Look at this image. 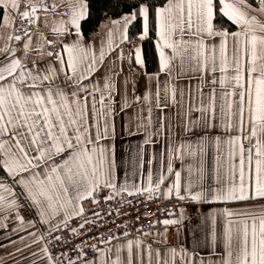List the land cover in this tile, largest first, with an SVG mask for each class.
<instances>
[{
	"label": "snow or ice",
	"instance_id": "obj_1",
	"mask_svg": "<svg viewBox=\"0 0 264 264\" xmlns=\"http://www.w3.org/2000/svg\"><path fill=\"white\" fill-rule=\"evenodd\" d=\"M0 237L13 264H264V0H0Z\"/></svg>",
	"mask_w": 264,
	"mask_h": 264
},
{
	"label": "built area",
	"instance_id": "obj_2",
	"mask_svg": "<svg viewBox=\"0 0 264 264\" xmlns=\"http://www.w3.org/2000/svg\"><path fill=\"white\" fill-rule=\"evenodd\" d=\"M129 199H132L129 197ZM173 201L165 200L159 203V208H157V200H152L150 203L147 202L143 196L139 198V203L135 199L132 200V205L127 209H122V211H129L131 216L134 218L136 216L143 217V213L147 211L149 215L145 218L140 219L139 225H147L151 220H162L167 217V206ZM140 205H144L145 207L141 208L139 212L134 211L135 208L140 207ZM119 223V221H117ZM157 227H163V225H157ZM169 228H173V226H169ZM55 254V253H54Z\"/></svg>",
	"mask_w": 264,
	"mask_h": 264
},
{
	"label": "crops",
	"instance_id": "obj_3",
	"mask_svg": "<svg viewBox=\"0 0 264 264\" xmlns=\"http://www.w3.org/2000/svg\"><path fill=\"white\" fill-rule=\"evenodd\" d=\"M120 141L119 138L117 140V159L119 160L122 156V149L120 148ZM123 173L121 172V175ZM217 206H223V205H217ZM204 210H207L206 208ZM189 211L191 209L189 208ZM163 227H157V229H162ZM156 229H153L155 231ZM174 231V228H169V237L171 238L172 233ZM15 239V237H13ZM7 241L4 240L2 237H0V244H6ZM13 247H19V244L9 246V247H0V259L3 260L4 264H13L14 261L20 262V256H27V250L23 251L22 253H14ZM5 253H11V256L5 255ZM22 264H27V261L22 262Z\"/></svg>",
	"mask_w": 264,
	"mask_h": 264
}]
</instances>
